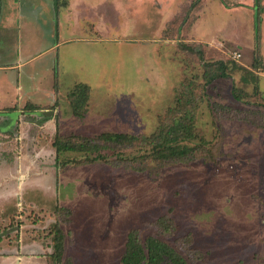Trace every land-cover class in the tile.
Listing matches in <instances>:
<instances>
[{"label":"rangeland","instance_id":"374dc122","mask_svg":"<svg viewBox=\"0 0 264 264\" xmlns=\"http://www.w3.org/2000/svg\"><path fill=\"white\" fill-rule=\"evenodd\" d=\"M54 3L20 5L39 17L32 46L57 45L34 63L37 98L55 116L22 144L15 112L0 111V254L14 258L20 245L21 264H46L58 222L66 264H120L132 229L189 264H264V0L257 40L253 0ZM219 61L228 75L205 81ZM78 82L90 87L82 116L66 97ZM234 87L247 95L235 99ZM184 116L193 135L171 144L195 153L180 159H154L150 145L110 144L98 156L54 146L56 136L154 135ZM13 152L21 164L9 163Z\"/></svg>","mask_w":264,"mask_h":264},{"label":"trees","instance_id":"16d2710c","mask_svg":"<svg viewBox=\"0 0 264 264\" xmlns=\"http://www.w3.org/2000/svg\"><path fill=\"white\" fill-rule=\"evenodd\" d=\"M199 0H196V3ZM58 0H55V8ZM262 5L261 0H253V28L255 39H259V31L261 24ZM258 46V45H257ZM228 75L226 66L222 61L216 67L205 68L203 76L205 81H212L217 77H225ZM56 86V83H55ZM187 84L183 85L180 91L187 89ZM90 87L86 83L78 82L66 93L75 116H82V107L87 103ZM233 96L235 99H241L242 95H247L244 91L233 88ZM185 94V93H184ZM187 95V94H186ZM185 95V97H187ZM181 100V97H178ZM43 120L47 119L42 116ZM188 117H178L169 126H159L158 131L154 135H134L126 132H101L93 137L74 135L59 140L58 136L54 140L56 152L62 150H74L81 152H97L100 149L109 147L110 144L116 147L126 146H148L152 147L154 159L168 160L180 159L185 156H191L195 153V149L191 146L181 144H171L178 139H188L193 135L192 125L187 122ZM8 133V132H7ZM74 138L76 140H71ZM81 138V139H77ZM112 146V147H113ZM98 153L96 156H98ZM62 210L64 208H61ZM52 235V251L45 254L47 264H64L65 259V235L60 223L55 222L51 229ZM69 261V260H68ZM189 264L187 260L166 241L152 235L141 238L137 229L129 231L126 240L125 251L120 259V264ZM66 264V263H65Z\"/></svg>","mask_w":264,"mask_h":264},{"label":"crops","instance_id":"0c3cea01","mask_svg":"<svg viewBox=\"0 0 264 264\" xmlns=\"http://www.w3.org/2000/svg\"><path fill=\"white\" fill-rule=\"evenodd\" d=\"M22 3L23 0H0V111L5 112V114L12 113V111L15 112L14 121L18 119L15 122L18 125L19 136L14 139H19L23 144V132L28 127L38 123V125L45 126L53 122H51V118H54L55 112L52 115H45L48 121L45 119L46 121L44 122L38 118V115H43V113L36 115L37 111V113L39 111H48L52 102L47 103L43 99L37 98L39 72L34 67V63L37 57L49 54L48 50L53 49L57 45L55 42L51 43L50 46L41 51L39 48L32 46L40 29L39 17L33 16V12L23 13L20 6ZM29 44L33 49L30 48ZM46 59L49 61L50 58L47 57ZM50 61L54 66L53 56ZM22 114L25 115V118H22ZM11 123L12 119L10 118L4 133L10 130ZM1 142L0 150H5ZM0 159H2L4 164L8 162L6 158L1 157ZM23 161L24 156L22 154L18 155V152H13L9 163L17 165ZM27 161H31V159L27 158ZM15 178H18V185L23 181L19 175H15ZM19 243L20 241L18 240ZM19 249L20 245H18V251L13 253L14 258L11 253L2 251L0 264H21V260L24 257ZM37 254L36 252L25 253L28 258Z\"/></svg>","mask_w":264,"mask_h":264},{"label":"water","instance_id":"95a60500","mask_svg":"<svg viewBox=\"0 0 264 264\" xmlns=\"http://www.w3.org/2000/svg\"><path fill=\"white\" fill-rule=\"evenodd\" d=\"M42 113L45 114V115H52L53 114L52 111H43Z\"/></svg>","mask_w":264,"mask_h":264}]
</instances>
